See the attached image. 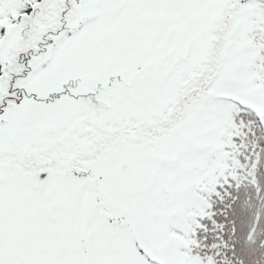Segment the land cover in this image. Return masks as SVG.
<instances>
[{
  "label": "snow or ice",
  "instance_id": "obj_1",
  "mask_svg": "<svg viewBox=\"0 0 264 264\" xmlns=\"http://www.w3.org/2000/svg\"><path fill=\"white\" fill-rule=\"evenodd\" d=\"M0 264H264V0H0Z\"/></svg>",
  "mask_w": 264,
  "mask_h": 264
}]
</instances>
